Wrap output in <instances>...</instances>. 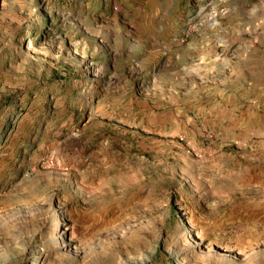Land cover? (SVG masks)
<instances>
[{"label": "rangeland", "instance_id": "1", "mask_svg": "<svg viewBox=\"0 0 264 264\" xmlns=\"http://www.w3.org/2000/svg\"><path fill=\"white\" fill-rule=\"evenodd\" d=\"M0 264H264V0H0Z\"/></svg>", "mask_w": 264, "mask_h": 264}]
</instances>
